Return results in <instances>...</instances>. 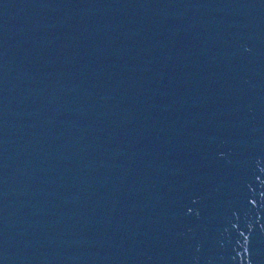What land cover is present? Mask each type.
<instances>
[{
	"label": "water",
	"instance_id": "1",
	"mask_svg": "<svg viewBox=\"0 0 264 264\" xmlns=\"http://www.w3.org/2000/svg\"><path fill=\"white\" fill-rule=\"evenodd\" d=\"M0 264H264V0H0Z\"/></svg>",
	"mask_w": 264,
	"mask_h": 264
}]
</instances>
